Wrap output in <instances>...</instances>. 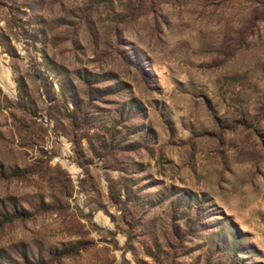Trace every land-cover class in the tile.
<instances>
[{"label": "rangeland", "instance_id": "obj_1", "mask_svg": "<svg viewBox=\"0 0 264 264\" xmlns=\"http://www.w3.org/2000/svg\"><path fill=\"white\" fill-rule=\"evenodd\" d=\"M0 264H264V0H0Z\"/></svg>", "mask_w": 264, "mask_h": 264}, {"label": "trees", "instance_id": "obj_2", "mask_svg": "<svg viewBox=\"0 0 264 264\" xmlns=\"http://www.w3.org/2000/svg\"><path fill=\"white\" fill-rule=\"evenodd\" d=\"M6 220H13V219H15V218H5ZM83 248H85L84 247V244H79V245H77V246H75V247H71L69 250H67V251H65V252H63L64 254H72V253H77V252H79L80 250H82Z\"/></svg>", "mask_w": 264, "mask_h": 264}]
</instances>
